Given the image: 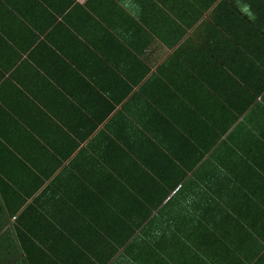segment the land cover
I'll use <instances>...</instances> for the list:
<instances>
[{"label": "crops", "instance_id": "obj_1", "mask_svg": "<svg viewBox=\"0 0 264 264\" xmlns=\"http://www.w3.org/2000/svg\"><path fill=\"white\" fill-rule=\"evenodd\" d=\"M170 60L187 95H164L201 161L136 264H264V0H0V144L72 160L116 116L156 108Z\"/></svg>", "mask_w": 264, "mask_h": 264}, {"label": "trees", "instance_id": "obj_2", "mask_svg": "<svg viewBox=\"0 0 264 264\" xmlns=\"http://www.w3.org/2000/svg\"><path fill=\"white\" fill-rule=\"evenodd\" d=\"M171 61L156 108L116 116L72 160L20 159L0 144V264H136L134 251L174 225L202 146L176 122L186 72ZM171 86L181 97L164 95Z\"/></svg>", "mask_w": 264, "mask_h": 264}]
</instances>
